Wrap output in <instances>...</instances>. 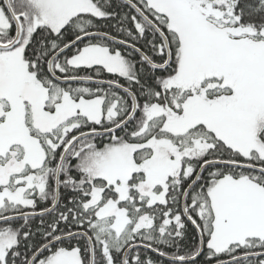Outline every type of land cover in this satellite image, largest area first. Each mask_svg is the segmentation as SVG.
I'll return each mask as SVG.
<instances>
[{"label":"snow or ice","instance_id":"obj_1","mask_svg":"<svg viewBox=\"0 0 264 264\" xmlns=\"http://www.w3.org/2000/svg\"><path fill=\"white\" fill-rule=\"evenodd\" d=\"M0 264H264V0H0Z\"/></svg>","mask_w":264,"mask_h":264}]
</instances>
